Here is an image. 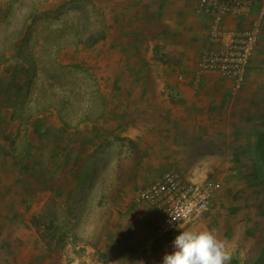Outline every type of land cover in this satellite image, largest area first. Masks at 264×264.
Masks as SVG:
<instances>
[{
    "label": "rangeland",
    "instance_id": "rangeland-1",
    "mask_svg": "<svg viewBox=\"0 0 264 264\" xmlns=\"http://www.w3.org/2000/svg\"><path fill=\"white\" fill-rule=\"evenodd\" d=\"M166 1L160 15L159 0H0V264L124 263L137 250L115 247L140 239L137 197L170 168L218 180L217 215L233 222L226 239H238L241 260L256 252L264 183L251 151L264 128V26L246 99L231 80L220 108L228 133L172 141L167 123L183 111L173 107L191 89L183 80L208 18L198 0Z\"/></svg>",
    "mask_w": 264,
    "mask_h": 264
},
{
    "label": "built area",
    "instance_id": "built-area-1",
    "mask_svg": "<svg viewBox=\"0 0 264 264\" xmlns=\"http://www.w3.org/2000/svg\"><path fill=\"white\" fill-rule=\"evenodd\" d=\"M254 8L255 0H198L196 11L207 16L208 30L206 43L191 72L195 87L207 74L232 79L234 88L241 86L248 59L261 37L264 1L259 3L256 15L251 17ZM178 78L183 79L182 74ZM219 190L218 180H190L178 169L170 168L147 183L137 201L161 214L162 222L157 233L163 234L180 224H195L201 220L214 206Z\"/></svg>",
    "mask_w": 264,
    "mask_h": 264
},
{
    "label": "crops",
    "instance_id": "crops-1",
    "mask_svg": "<svg viewBox=\"0 0 264 264\" xmlns=\"http://www.w3.org/2000/svg\"><path fill=\"white\" fill-rule=\"evenodd\" d=\"M158 1V0H157ZM159 6H157V14L163 13L164 8L166 7L167 1L166 0H159ZM259 3L255 5V8L253 9L252 16H255L258 10ZM179 9V10H178ZM176 13H181V8H178ZM263 26H264V18L262 22V31L261 36L263 32ZM177 29V28H175ZM177 31V30H176ZM175 34V33H174ZM261 39V37H260ZM259 39V42H260ZM258 42V44H259ZM136 43V42H134ZM257 46L255 47L254 51L250 55L248 59V63L245 70V83L240 86L241 88L237 91V95L239 96L240 100L246 99L245 94L248 93L249 83L247 81L251 78V75L253 74L252 70H250V66H252L253 60L255 59L257 55ZM232 79L225 78L222 76H219L217 74H207L201 84L198 87H195L192 84L191 81V73L190 75L186 76L183 80L185 83L188 84L189 93L185 95L186 99L181 100L178 103H175L174 109H178L179 107L183 108V111L177 113L174 118H172L167 125L170 128V132L172 133L171 140L178 141L182 140L183 138L187 137V135H196L199 136L202 135L201 139L210 141V139H216L219 140L220 138L224 137V134L228 133V130L226 129L227 123H225V119L221 113H219L220 108L223 107V105L227 103L226 98L228 97L229 92V82ZM180 88V87H179ZM178 88V89H179ZM195 93V94H194ZM194 94V95H192ZM171 108V107H170ZM218 111V112H217ZM250 123V122H249ZM163 125V124H162ZM180 134V136H178ZM186 135V136H185ZM183 136V137H182ZM190 138V137H189ZM219 193V192H218ZM218 194L215 197V203L214 206L208 210L204 216L195 224L190 223H183L180 224L181 229H177L176 226L172 230H169L163 234L157 233V227L162 222V216L161 214L154 208L146 205L144 203V211L142 212V215L139 216L136 220L138 221L136 224H131V229H135V231L139 234L140 239L137 240L134 244L131 243H122L121 246H116L115 249L120 250L121 253L124 252H133L134 250H137L136 253H133L130 255L124 263H114L112 264H140L139 262H136L137 255L142 253L145 256L144 262L141 261V264H150L151 262H154L158 258V254L162 253L166 249L173 250L174 246L173 242L175 237L182 232L183 230H189V229H210L212 231H216V229H221L219 234L215 232V234L226 242V246L228 248L230 246H234L230 250L231 252V259L229 261V264L231 261H236V264H248L255 261L258 251L260 250L263 236H264V229L263 234L261 237V241L259 243V246L256 250V252L253 254L251 259L249 260H241V256H239V251L237 248L238 239L235 243L231 244V241H229V238H227V231L226 227L229 224H233V222L229 223L231 219L229 218L227 220V216L217 215L216 210L218 209L217 204L222 203V201H217ZM221 206V204H220ZM219 206V207H220ZM217 208V209H216ZM139 223V224H138ZM213 223V226L210 227V224ZM224 226V228H223ZM136 227V228H135ZM131 231L129 232V235H131ZM230 244H229V243ZM121 247V248H119ZM126 247V248H125ZM114 249V248H113ZM117 251V250H116ZM142 255V256H143ZM249 257V256H248ZM115 261V259H113ZM153 264V263H151ZM155 264V263H154Z\"/></svg>",
    "mask_w": 264,
    "mask_h": 264
},
{
    "label": "clouds",
    "instance_id": "clouds-1",
    "mask_svg": "<svg viewBox=\"0 0 264 264\" xmlns=\"http://www.w3.org/2000/svg\"><path fill=\"white\" fill-rule=\"evenodd\" d=\"M173 246L174 251L163 256L162 264H229L231 259L226 242L207 228L183 230Z\"/></svg>",
    "mask_w": 264,
    "mask_h": 264
},
{
    "label": "trees",
    "instance_id": "trees-1",
    "mask_svg": "<svg viewBox=\"0 0 264 264\" xmlns=\"http://www.w3.org/2000/svg\"><path fill=\"white\" fill-rule=\"evenodd\" d=\"M97 40V38H94L91 41V44L93 42H95ZM201 53V52H200ZM206 75L203 76V78ZM200 85V84H199ZM260 125V124H259ZM264 126V124H263ZM262 126V127H263ZM255 135H256V141L254 144V149L251 151L253 158H254V165H255V171L259 172L260 175H262V179H263V183H264V155L261 152V148H263L264 146V128H256L255 130ZM16 162H18V166H19V170L20 171H28V169L30 168V166L26 165V162H24L26 160V158L23 156L19 157H15L14 158ZM30 187L29 186V182L27 181L26 185L23 186L24 191L29 192L30 191ZM60 191L57 192V194H59ZM33 194V193H32ZM14 205L11 203L10 204V209L12 210V208ZM15 212V211H14ZM23 212L20 211L18 214L17 213H12V215H15V218H17L18 216H22L20 214H22ZM4 245V243L2 244V246ZM264 264V236H263V241L260 247V250L258 251V255L255 259V261L253 262V264ZM230 264H236V261H231Z\"/></svg>",
    "mask_w": 264,
    "mask_h": 264
}]
</instances>
